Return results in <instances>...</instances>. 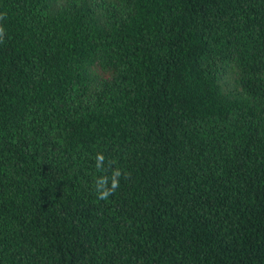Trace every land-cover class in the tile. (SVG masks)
<instances>
[{"label":"trees","instance_id":"1","mask_svg":"<svg viewBox=\"0 0 264 264\" xmlns=\"http://www.w3.org/2000/svg\"><path fill=\"white\" fill-rule=\"evenodd\" d=\"M0 27V264H264V0H0Z\"/></svg>","mask_w":264,"mask_h":264},{"label":"clouds","instance_id":"2","mask_svg":"<svg viewBox=\"0 0 264 264\" xmlns=\"http://www.w3.org/2000/svg\"><path fill=\"white\" fill-rule=\"evenodd\" d=\"M5 29L0 27V42L3 41ZM105 157L101 153H97L95 157L96 168L102 171ZM120 169L113 170L111 177L101 175L95 179V189L98 199L106 200L110 195L114 194L119 187ZM110 180V186H109Z\"/></svg>","mask_w":264,"mask_h":264}]
</instances>
